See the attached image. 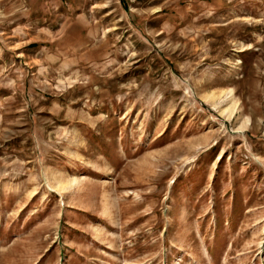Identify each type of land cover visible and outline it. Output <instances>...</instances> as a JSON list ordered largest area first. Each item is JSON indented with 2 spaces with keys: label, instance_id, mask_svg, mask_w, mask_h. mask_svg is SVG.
Here are the masks:
<instances>
[{
  "label": "rangeland",
  "instance_id": "obj_1",
  "mask_svg": "<svg viewBox=\"0 0 264 264\" xmlns=\"http://www.w3.org/2000/svg\"><path fill=\"white\" fill-rule=\"evenodd\" d=\"M0 264H264V0H0Z\"/></svg>",
  "mask_w": 264,
  "mask_h": 264
},
{
  "label": "bare ground",
  "instance_id": "obj_2",
  "mask_svg": "<svg viewBox=\"0 0 264 264\" xmlns=\"http://www.w3.org/2000/svg\"><path fill=\"white\" fill-rule=\"evenodd\" d=\"M234 112V110H232Z\"/></svg>",
  "mask_w": 264,
  "mask_h": 264
}]
</instances>
